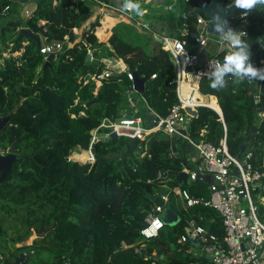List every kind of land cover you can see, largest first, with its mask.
<instances>
[{
  "label": "trees",
  "instance_id": "1",
  "mask_svg": "<svg viewBox=\"0 0 264 264\" xmlns=\"http://www.w3.org/2000/svg\"><path fill=\"white\" fill-rule=\"evenodd\" d=\"M9 4L13 5V0H0L1 18L6 17L2 11ZM95 4V0H37L32 16L24 19L20 15H9L8 23L0 28V58L3 59L0 63V117H11L0 131V151L9 149L17 140V158L0 182V220L25 215L13 241L30 235L31 228L44 232L29 251L30 261L32 258L37 264L43 262L42 253L52 256V260L58 259L59 264L65 261L73 264H164V261L165 264H189L193 258L185 256L177 243L185 218L195 216L210 232L222 236L223 223L217 210L197 205L187 211L174 192H170L168 204L180 212L182 221L173 226L165 225L159 236L147 240L139 230L155 205L148 193L157 197L178 186L189 189L195 196L210 197V184L206 180L197 179L187 184L178 178L187 161L184 155L188 140L163 129L152 131L139 141L141 153L128 155L124 162L123 151L130 137L99 139L93 143V163L69 160L73 151L90 147L93 129L105 118L119 119L128 109L126 90L132 81L126 72L112 74L103 79L101 85L92 78L106 69L105 58H121L139 77L151 81L143 93L137 92L146 100L141 101L139 111L146 126L153 112L166 117L179 102L172 54L135 21L118 23L108 45L99 41L95 33L100 25L98 18L83 33L82 39L76 41L74 28L91 18ZM199 5L198 0L177 1L176 11L187 12L185 22L192 32L198 16L194 10ZM140 6L149 8L143 2ZM243 11L238 9L239 13ZM248 12V22L243 23L247 33L243 38L250 47L252 63L262 70L264 4ZM41 20L46 23H40ZM19 26L42 33L47 41L64 40L63 51L46 65V55L38 50L34 38L24 36L16 42ZM66 36L74 42L73 46L68 44ZM178 38L186 41L191 52H200L201 47L191 34ZM25 41H29L28 44L25 45ZM8 50L9 55H4ZM90 50L92 58L88 59ZM17 51L22 52L16 54ZM153 74L157 76L152 78ZM261 83L264 87V81ZM253 84L251 78L241 82L232 77L225 88L214 89L210 87L209 77H204L201 92L218 96L223 116L212 107L200 106L197 116L190 117L187 123L190 137L194 140L204 137L219 144L226 135L230 152L237 155L257 126L252 161L259 163L264 149V91L259 113L249 95ZM173 143L178 149L176 152ZM187 165L196 168L197 162L188 161ZM166 171L168 179L164 181L160 173ZM164 182L168 187L163 186ZM0 233L6 238L3 227ZM34 251L38 254L33 257ZM9 253L3 254L5 260L1 262L18 255L15 251Z\"/></svg>",
  "mask_w": 264,
  "mask_h": 264
},
{
  "label": "built area",
  "instance_id": "2",
  "mask_svg": "<svg viewBox=\"0 0 264 264\" xmlns=\"http://www.w3.org/2000/svg\"><path fill=\"white\" fill-rule=\"evenodd\" d=\"M96 4L112 9L131 21H135L139 26H143L152 32L154 37L161 42L163 48L170 51L175 63L177 84V92L179 102L174 104L170 113L166 117L159 116L153 112L152 118L149 120V126L145 125V121L141 115L140 103L146 101L144 97L137 95L134 85V74L127 68V64L121 58H105L107 64L106 69L101 74H94L92 78L97 83L102 84V80L108 78L114 73L121 74L126 72L132 80L131 86L126 90V99L129 112H125L124 116L111 120L105 118L102 123L93 129L92 140L89 151V160L95 161L93 152V143L101 139L102 135L110 137L111 132L117 131L120 126L136 128L137 132L134 136L143 137L145 134L159 129L165 130L170 135H181L189 143H193L198 153L197 167L192 168L184 164L180 172L189 174L187 184L196 181L199 173L211 174L218 181V185L210 184L211 195L209 198L204 196H195L189 189L178 186L170 188L167 193H159L157 198L163 201L165 205L170 202V192H174L177 200L181 202L183 208L189 211L197 205H204L214 208L219 212L223 223V235L212 233L203 225L195 216L185 218V225L182 232H179L177 243L179 250L185 256L193 258L189 264H264V149L259 156V163H254L252 148L241 159L237 155L232 154L227 144V136L220 140L219 144H214L204 137L198 139L199 143L195 144V140L190 137L188 130V122L190 117H195L189 113V109H197L200 106H211L209 103L202 101L196 95L201 91L200 86L204 77L218 63H222L227 53L231 51L227 41L217 37L218 51L209 53L208 60L204 65L199 64L198 55L200 52H191L186 47V41L181 38L172 37L167 34L155 32L150 24L138 20L136 12L129 9L124 10L123 5L126 2L114 3L104 0H95ZM176 1V0H174ZM134 2H136L134 0ZM232 3L230 0L229 4ZM12 5H7L2 11L3 16L8 17ZM174 4L168 8L172 9ZM248 13L243 11L238 17L233 19L231 27L238 31H243L242 35L247 33L243 27V23L248 22ZM184 20L187 19V12H183ZM209 19L203 14H198L196 20L195 31H190L187 23L184 22V35L191 34L199 43L201 50L206 49L209 41L213 37L207 29ZM68 44L73 46L74 43L65 37ZM64 40L46 41L41 45V53L57 56L64 49ZM200 50V51H201ZM224 54L223 57L220 54ZM198 65V67H196ZM157 74H153L155 78ZM184 83H188L190 92L184 95L181 90ZM197 116V115H196ZM159 117V120H156ZM109 129L104 132L102 129ZM187 133L184 134L183 131ZM202 131L201 135L204 136ZM179 172V173H180ZM164 181L168 179V171L160 173ZM164 187H168L164 182ZM255 196L260 201L255 200ZM164 205L157 204L153 206L145 221L147 226L141 229L144 239H150L159 236L160 231L166 225L161 218L160 213L164 210ZM182 221V218H181ZM180 221V222H181ZM194 240V242L192 241ZM64 264H73L71 261H65Z\"/></svg>",
  "mask_w": 264,
  "mask_h": 264
},
{
  "label": "water",
  "instance_id": "3",
  "mask_svg": "<svg viewBox=\"0 0 264 264\" xmlns=\"http://www.w3.org/2000/svg\"><path fill=\"white\" fill-rule=\"evenodd\" d=\"M24 1H27V0H24ZM198 1L200 2V5H199V7H197L194 10V14H197V15L198 14H205L207 16V18L209 19L208 26H207L208 32L214 37H219V34L214 31V23H215L214 17L217 14L226 18L229 21V24H231L233 19L238 17V14H239L238 8H236L233 3L229 4L230 0H198ZM225 27L227 28V26H225ZM75 35H77V34L75 33ZM24 36H26L28 38H34L37 42V46H38L37 48H38V50H40V47H41L40 37L38 34L34 33L30 27H23L20 29L19 35L16 39V42H18ZM208 55H209V52L206 49H203L200 51V53L198 55L200 65H204L207 62ZM91 56H92V54L89 53L87 58L91 59ZM56 57L57 56H55L54 54H50L46 58L47 59L46 65L49 64L51 59L56 58ZM196 67H198V65ZM127 68L130 70L129 65H127ZM262 70H264V67ZM131 71L134 74L133 82H134V85H135L137 92L143 93L145 91L146 85H148L151 81L146 82V80L142 77H139L138 74L134 70H131ZM254 86H256V88L257 87L260 88V90L262 92L264 91V87L262 86L261 82L254 83L251 86L250 91H249V95L251 96V102L254 103V107L257 109V111L259 113H261L262 112V102L258 98H254V93H253ZM91 102L92 101H90L88 103V105L91 104ZM210 107H212V106H210ZM214 109H216V108H214ZM216 110L223 116L222 111H220L218 109H216ZM188 111L193 116H196L198 114L197 109H189ZM10 119H11L10 116L0 117V131L6 126V124L10 121ZM156 120H159V117H156ZM252 130H253L252 134L248 137V139H249L248 143H244L241 146V148L237 154L239 159H241L242 156H245L247 154V152H249L253 146V143L255 140V134L257 132V126H254ZM136 132H137L136 128L120 126L117 131L111 132L109 138L106 136H102L101 139L106 141V140H111V139H118L121 136L130 137L131 140L126 145V148L123 151L124 162H125L126 157L128 155H133L134 153H141V148L139 147V141L142 139V137H139V136L132 137L133 135L136 134ZM183 133L186 134L187 131L184 130ZM16 143H17V140L14 141L12 146L9 148L8 154L0 153V182L6 178L7 174L12 169L14 161L17 158L16 154H15ZM194 143L198 144L199 141L195 140ZM173 148H174V152H176L178 150L175 143H173ZM185 151L186 152H185L184 156H186V154L195 155V153H196L195 145L191 142L188 143L186 145ZM187 163H188V161H185L184 164H187ZM188 177H189V174L185 171L180 172L178 174L179 180H183L185 182L188 180ZM198 178L202 179V180H206L207 182H209V184H215L216 186H219L218 181L211 174L199 173ZM148 196L151 197L155 201V203L165 206V203L163 201H160L155 195H151L148 193ZM163 216L165 218V224L166 225H174L176 223V220L178 219L179 215L169 205L164 210ZM180 221H181V218H180ZM145 226H147V221L144 220L142 225L139 227V230L143 229ZM31 235H32V233L30 235H28V237H26V239L24 241L18 240L22 244L21 246H26V245L30 244ZM36 235L38 237H42L43 232L36 231ZM192 241L194 242V240H192ZM161 258H164V255H162ZM29 261H30V254L25 252V251H22L13 260L4 261L1 264H28Z\"/></svg>",
  "mask_w": 264,
  "mask_h": 264
},
{
  "label": "crops",
  "instance_id": "4",
  "mask_svg": "<svg viewBox=\"0 0 264 264\" xmlns=\"http://www.w3.org/2000/svg\"><path fill=\"white\" fill-rule=\"evenodd\" d=\"M123 1L124 0H110V2H114V3H122ZM135 1H138V0H135ZM177 1L178 0H176V1H174V0H150V1L141 0V2H143L144 4H147V6L149 7V8L143 9V15H146L147 18H146V20H142L141 15H137V14H136V17L138 18V20L143 21V22H147L148 24H150L152 26V28L155 30V32L160 33V34H167V35H170L172 37L178 38L179 35H184V32H185L184 22H185V20L183 18V12L184 11H179V12L176 11ZM171 4H174V7L172 9H169L168 7ZM14 6H15V4L13 2V5L11 8H14ZM36 7H37V0H28L27 3L19 6L18 10L15 9L13 12V15L14 14L20 15L22 18L27 19L33 15ZM94 7H96V9L94 10V13H95L94 16L93 17L91 16L92 18H90L81 27L74 28V32H76L78 29L84 27V29H83V33H84L86 30H88L91 27L92 22H95L99 18L100 25H98L96 27L95 33L101 41H104L107 44H109V39H110L111 35L113 34V28L115 25H117L121 21H125L128 23L132 22L130 19L125 18L124 16L113 11L112 9H108L106 7H103L101 4H95ZM164 15H169V16H164ZM1 19L2 18L0 16V20ZM40 23L45 24L46 20H41ZM23 27H27V26H21V27L19 26L18 30L20 31V29ZM149 32H150V30H149ZM34 33H36V32H34ZM83 33H77L76 32V34H77L76 35V41H80L82 39ZM150 33L152 34V32H150ZM36 34H38L40 37L41 45L47 41L46 37L42 33H36ZM28 42L29 41H25L24 44L26 45V44H28ZM217 42H218L217 37L213 36L211 38V40L209 41V43L206 47V50L211 54L216 53L218 51V43ZM21 52L22 51H17L16 54H21ZM89 52L92 53L91 51H89ZM91 58H92V56H91ZM111 58H113V57H111ZM263 62H264V60H263ZM97 84L101 85L100 83H97ZM181 88H182L181 92L184 95H186L187 93L190 92V87H189L188 83H186V85H183ZM253 93H254V98H258L261 101L262 91L260 90V88H258V87L256 88V86H254ZM196 94H198L199 98L202 101H207V102H209L210 98L215 97L219 106H220L218 96H216L214 94H204L201 91H198ZM213 108H215V107H213ZM218 110L222 111L221 106ZM81 150H82V148H81ZM82 151H83V153L87 152V149H83ZM89 154L90 153H87L86 160L89 158ZM198 158L199 157H198L197 150H196L195 155L186 154V160L187 161L195 162L196 160H198Z\"/></svg>",
  "mask_w": 264,
  "mask_h": 264
},
{
  "label": "clouds",
  "instance_id": "5",
  "mask_svg": "<svg viewBox=\"0 0 264 264\" xmlns=\"http://www.w3.org/2000/svg\"><path fill=\"white\" fill-rule=\"evenodd\" d=\"M232 3L236 8L245 10L244 12L247 14L257 5L264 4V0H232ZM123 9H131L137 15H143V9L134 0H126ZM214 21V31L223 41L228 42L231 51L225 55L222 63L216 64L208 73L210 87L223 89L232 77L241 82L246 78H251L254 83L264 81V70L258 69L252 63L250 47L242 35L244 32L233 29L229 21L219 14L214 17Z\"/></svg>",
  "mask_w": 264,
  "mask_h": 264
},
{
  "label": "rangeland",
  "instance_id": "6",
  "mask_svg": "<svg viewBox=\"0 0 264 264\" xmlns=\"http://www.w3.org/2000/svg\"><path fill=\"white\" fill-rule=\"evenodd\" d=\"M28 1V0H27ZM27 1H24V0H13V2H14V4H15V6H14V8H11L10 9V14L9 15H12L13 14V12H14V10L16 9V10H18L19 9V6H21L22 4H25V3H27ZM144 1H150V0H144ZM136 2H138L139 4L141 3V0H138V1H136ZM95 6V5H94ZM96 9V7H93V14H92V17L94 16V10ZM8 15V16H9ZM91 17V18H92ZM146 18H147V16L146 15H141V19L142 20H146ZM8 21H9V18H2L1 20H0V28L2 27V26H4V25H6L7 23H8ZM116 26V25H115ZM115 26H114V28H115ZM114 28H113V31H114ZM139 28H141V27H139ZM83 29H84V27H82V28H80V29H78L76 32L77 33H83ZM142 29V28H141ZM142 30H144V29H142ZM1 31V30H0ZM75 32V33H76ZM99 39V38H98ZM99 41H101L100 39H99ZM74 43V42H73ZM109 44H110V42H109ZM108 44V45H109ZM2 49V45L0 44V50ZM91 51V50H90ZM4 55H8L9 54V50L8 51H5V53H3ZM2 61H3V59H1L0 58V63H2ZM132 81V80H131ZM132 84V83H131ZM137 95L139 96V94L137 93ZM125 112H128V110H126ZM124 112V113H125ZM78 151V152H77ZM0 153H2V154H8L9 153V149H7V150H1L0 151ZM77 153H79V154H85V155H87V153H89V151H87V152H84L83 153V151L81 150V148H78L77 150H75V151H73L72 153H71V155H70V157H69V160H72V161H75V160H77V161H79V162H82V163H87V162H91L90 160H89V158L86 160V159H84V158H79L78 157V154ZM71 158V159H70ZM94 161H92L91 163H93ZM254 197H255V200H257V201H260V198L259 197H257V196H255V193H254ZM167 206H169V204H167V205H165V207H164V210L166 209V207ZM182 206V205H181ZM164 210L160 213V216H161V218L164 220V222H165V218H164V216H163V213H164ZM177 212V211H176ZM178 213V219L176 220V223L174 224V225H176L179 221H180V218H181V214H180V212H177ZM24 216L25 215H23L22 214V216L20 217V216H17V215H12V216H10V217H5V219H1L0 220V227H3L5 230H6V232H7V234H6V238H3L2 236H1V233H0V264L1 263H3L4 261H2L1 262V260H5V255H3L5 252H7V255L8 254H10L9 252H13V251H15V252H17L18 253V255H19V253L20 252H22V251H20V250H17V248H19V247H23V246H21L22 244L19 242V241H24L25 239H26V237H28V235L23 239V240H19V241H13L12 240V238L14 237V236H16L17 234H18V229L19 228H21L22 227V223H23V220H24ZM173 226V225H172ZM32 231V235H31V242H30V244H28V245H26V248L24 249V251L25 252H27V253H29V251H30V249H32V245L35 243V241L36 240H38L40 237H38L37 235H36V228H31V229H29V231ZM20 232H23V230L21 229V231ZM19 232V233H20ZM43 235H44V232H43ZM6 239H8V241H6ZM31 247V248H30ZM33 251V250H32ZM31 251V252H32ZM30 252V253H31ZM38 254V253H37ZM36 253H35V251L33 252V257L34 256H36L37 255ZM41 256L42 257H40V259L41 260H43V262H42V264H59L58 262V259L56 260H52V256H50L49 254H47V253H42L41 254ZM3 258V259H2ZM165 262L166 261H164V264H165ZM28 264H37V263H33V260H32V258H31V261H29V263ZM64 264V263H63Z\"/></svg>",
  "mask_w": 264,
  "mask_h": 264
},
{
  "label": "bare ground",
  "instance_id": "7",
  "mask_svg": "<svg viewBox=\"0 0 264 264\" xmlns=\"http://www.w3.org/2000/svg\"><path fill=\"white\" fill-rule=\"evenodd\" d=\"M183 85H186V83H184L183 82ZM187 87V86H186ZM197 96H198V94H196ZM210 96V95H209ZM205 102H207V101H205ZM207 103H209L211 106H213V107H215V108H217V109H219L220 108V106H219V104H218V102H217V100H216V98L215 97H212V98H210V100H209V102H207ZM83 150V149H82ZM78 152V151H77ZM78 157H80V158H84V159H86L87 157H86V155L85 154H79L78 153ZM71 159V158H70ZM77 161V160H76Z\"/></svg>",
  "mask_w": 264,
  "mask_h": 264
},
{
  "label": "flooded vegetation",
  "instance_id": "8",
  "mask_svg": "<svg viewBox=\"0 0 264 264\" xmlns=\"http://www.w3.org/2000/svg\"><path fill=\"white\" fill-rule=\"evenodd\" d=\"M20 254V253H19Z\"/></svg>",
  "mask_w": 264,
  "mask_h": 264
}]
</instances>
